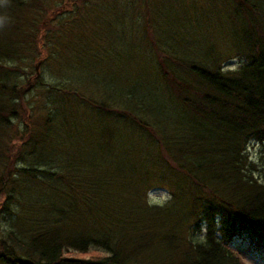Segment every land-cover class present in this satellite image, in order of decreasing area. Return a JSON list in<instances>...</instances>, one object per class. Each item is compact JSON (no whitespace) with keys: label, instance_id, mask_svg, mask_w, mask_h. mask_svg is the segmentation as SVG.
I'll return each instance as SVG.
<instances>
[{"label":"trees","instance_id":"1","mask_svg":"<svg viewBox=\"0 0 264 264\" xmlns=\"http://www.w3.org/2000/svg\"><path fill=\"white\" fill-rule=\"evenodd\" d=\"M120 2L0 8V215L24 225L0 264H244L235 238L264 251V0ZM35 62L66 79L26 122Z\"/></svg>","mask_w":264,"mask_h":264},{"label":"rangeland","instance_id":"2","mask_svg":"<svg viewBox=\"0 0 264 264\" xmlns=\"http://www.w3.org/2000/svg\"><path fill=\"white\" fill-rule=\"evenodd\" d=\"M132 1H134V0H130V4H131ZM142 1L143 0H135L134 2H135V4L137 3L136 5H139V3L142 2ZM168 1L169 0H167V2ZM110 2H111V0H110ZM112 2H113V4H115V5L118 6L117 7V6L112 5V7H116L118 9H120V4L122 2L119 3V0H112ZM134 2H132V3H134ZM167 2L164 3V4H167ZM162 3H163L162 1H157V3L155 4L154 7H156V5L162 7ZM140 4H142V3H140ZM150 6H151V4H150ZM150 6H149V8H150V11H151L152 8ZM139 20H141V24H140V26L138 24V26L140 28H142L143 32L144 31H147L148 27L150 26L151 18L149 17V14H148V12L146 10L144 12L142 11L140 17H139L138 14L135 15V21H134V23H137ZM134 26H136V24ZM147 35L150 36V38H152V33L150 32V30L147 33ZM154 43L155 42L153 41V45H156L157 46V44L156 43L154 44ZM126 45H127V50H128L130 48V44H126ZM156 46L153 47V52L154 53L157 50L156 49ZM179 49H181V47H179ZM156 52H157V55H159V56L161 55L159 51H156ZM158 52H159V54H158ZM233 63L234 62H232V65L234 66L236 63H234V64ZM117 64H119V63L117 62ZM126 66H128V65H123L122 66L124 70H127L125 68ZM33 67H34L33 71L35 72L34 73V76L36 78L39 77V76H41V73L42 72L40 70V63L39 62H35L34 65H33ZM46 70H44V72L42 73V77H44L43 78L44 85H42L41 83H38L37 85L33 84V81H34V78L33 77L34 76L29 77L26 80V88L24 87L25 92H24V96L22 98L23 102L22 101L20 102L21 103L20 105H21L22 110H23L22 112H24V114H22L21 117L26 122H28V120L26 119V117H27L28 110L31 107V105L34 103L35 104V109L36 110H39L42 107V105L45 104V102H46V98L43 96V93H44L43 92V89H44L43 87L47 83H49V82L55 83V82H59L61 80L66 79L64 77V76H66V74L64 72H60V73H63L61 75L56 73L57 72L56 71V67H51L49 69V71L52 70L49 73V75H47V73L49 71L46 72ZM123 77H125V76L118 77L115 73L112 76V78H114V79L117 80L116 82H118V84L120 86H122L124 88H129L132 84L129 85V84L123 83L122 82L123 81ZM131 82L132 81L130 80L127 83H131ZM23 120H21L20 123H22ZM100 120H102V118H100ZM86 133H90L91 134V133H95V131L92 130V129H90V130L86 131ZM118 133L119 132L117 130L110 129V130H106L105 132H103L101 134H110L112 136L111 137V140H117L118 139V137H117V134ZM91 143H100V144H103L104 145V150H107V151H113L114 150V146H113L112 149L109 150L108 149L109 146L106 143H104V142H96L95 141V142H91ZM17 145H18V143L15 144V146H17ZM256 151H257L256 149H252L251 148L250 149V155L252 157H255ZM171 177L174 179L173 176H171ZM164 193H168L169 194L168 190L165 189V188H156V189H153L150 192H148L147 200L148 201H155L157 199H160V198L163 197ZM144 199L146 200V194L144 196ZM3 201H4V197L0 196V205L3 203ZM15 221H16V219L14 218V220H12V217L11 216H8V215H5V214L0 215V232L5 227H8V228L9 227H12V228L17 229V228H19L21 226V228L24 229V225H22L23 223L20 222V224H18L17 227H16V223H14ZM238 240H240V241H238ZM234 245L236 246L234 249L240 254V256L242 257V259L244 261H246L247 264H264L263 252L262 251H258L255 248L251 247V244H249V240L248 239H244V238L243 239L242 238L235 239L234 240Z\"/></svg>","mask_w":264,"mask_h":264},{"label":"clouds","instance_id":"3","mask_svg":"<svg viewBox=\"0 0 264 264\" xmlns=\"http://www.w3.org/2000/svg\"><path fill=\"white\" fill-rule=\"evenodd\" d=\"M10 5V0H0V8H7ZM11 23L10 17L6 14H0V30L5 29ZM171 195L164 193L163 197L155 201H149V206L153 204L163 207L168 201L171 200Z\"/></svg>","mask_w":264,"mask_h":264},{"label":"bare ground","instance_id":"4","mask_svg":"<svg viewBox=\"0 0 264 264\" xmlns=\"http://www.w3.org/2000/svg\"><path fill=\"white\" fill-rule=\"evenodd\" d=\"M203 21H201L200 23H202ZM203 24V23H202ZM218 30H220V29H218ZM213 33V32H212ZM210 35V34H209ZM211 36V35H210ZM212 37V36H211ZM212 38H214V37H212ZM149 202V201H148ZM88 256H90V255H88Z\"/></svg>","mask_w":264,"mask_h":264}]
</instances>
